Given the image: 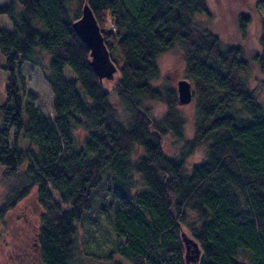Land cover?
Segmentation results:
<instances>
[{
	"label": "trees",
	"instance_id": "16d2710c",
	"mask_svg": "<svg viewBox=\"0 0 264 264\" xmlns=\"http://www.w3.org/2000/svg\"><path fill=\"white\" fill-rule=\"evenodd\" d=\"M84 3L116 66L109 79L72 26ZM254 5L264 11V0ZM2 14L12 29L0 27V219L34 193L42 264H80V222L96 202L114 236L104 264H264V103L243 48L206 24L207 0H138L133 10L124 0H7ZM248 21L238 16L243 36ZM175 47L191 83L190 136L176 90L158 83V58ZM251 59L264 70V30ZM24 62L41 68L49 112L32 102Z\"/></svg>",
	"mask_w": 264,
	"mask_h": 264
},
{
	"label": "rangeland",
	"instance_id": "374dc122",
	"mask_svg": "<svg viewBox=\"0 0 264 264\" xmlns=\"http://www.w3.org/2000/svg\"><path fill=\"white\" fill-rule=\"evenodd\" d=\"M7 0H0V5ZM128 9L133 10L138 0H124ZM211 11V19L206 23L224 44H238L243 48L250 66L246 77L257 99L264 103V70L251 59L259 51V37L264 30V11L254 5V0H207ZM249 15L248 25L243 36L237 27L238 16ZM202 18V15H197ZM0 27L11 30L12 23L9 18L0 15ZM42 65H47L51 53L45 51ZM0 63L2 60L0 59ZM158 83L168 84L176 90L177 82L181 79L190 80L185 76L184 61L181 50L173 48L161 54L158 58ZM21 73L25 76L26 90L34 97L32 102L44 113L49 112L52 101L50 87L42 77L41 68L32 66L29 62L21 65ZM63 74L72 78L73 74L68 67H64ZM7 73L0 65V103L5 101V85ZM29 96L23 95V99ZM154 107L158 108L157 104ZM155 108V109H156ZM187 118L185 134L192 133L191 123L194 117V105L190 101L180 105ZM167 149L170 147L166 144ZM203 149L199 148L189 158V164L200 161ZM3 171L0 168V204L3 202L8 181L3 180ZM103 186L101 194L105 192ZM107 204V200L105 201ZM99 202L86 214L80 222V264H104L103 256L112 247L113 231L111 228V215L102 214L97 209ZM41 211L33 192L21 199L3 218L0 219V264H42L38 255L35 242V231L38 224V214ZM102 212V211H101Z\"/></svg>",
	"mask_w": 264,
	"mask_h": 264
},
{
	"label": "water",
	"instance_id": "95a60500",
	"mask_svg": "<svg viewBox=\"0 0 264 264\" xmlns=\"http://www.w3.org/2000/svg\"><path fill=\"white\" fill-rule=\"evenodd\" d=\"M72 26L80 38L86 43L89 49L90 65L99 79L111 78L116 70V66L110 59L99 25L86 3L81 7V15L73 22ZM176 92L178 101L181 104L191 101L192 89L191 83L188 80H179L177 82Z\"/></svg>",
	"mask_w": 264,
	"mask_h": 264
}]
</instances>
